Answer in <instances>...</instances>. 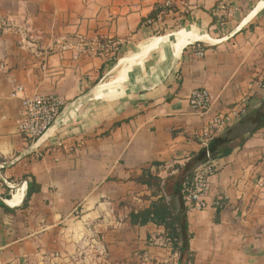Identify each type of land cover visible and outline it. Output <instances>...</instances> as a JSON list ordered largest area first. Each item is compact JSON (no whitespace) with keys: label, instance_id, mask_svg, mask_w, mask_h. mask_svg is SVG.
Listing matches in <instances>:
<instances>
[{"label":"crops","instance_id":"0c3cea01","mask_svg":"<svg viewBox=\"0 0 264 264\" xmlns=\"http://www.w3.org/2000/svg\"><path fill=\"white\" fill-rule=\"evenodd\" d=\"M253 1L0 0V264H185L165 228L131 223L162 197L191 235L188 264H264V128L212 159L209 202L222 200V210L186 201L195 170L209 162L203 131L212 118L247 101L248 116L211 142L237 145L264 105L252 84L264 70V7ZM178 27L206 38L187 43L151 88L117 102L95 97L114 72L115 44L120 55ZM196 89L211 94L206 115L190 108ZM35 96L65 102L38 142L18 131L22 99ZM147 171L161 179L159 192L136 182ZM32 179L40 190L24 205ZM23 187L10 207L6 198Z\"/></svg>","mask_w":264,"mask_h":264},{"label":"built area","instance_id":"2783aa9c","mask_svg":"<svg viewBox=\"0 0 264 264\" xmlns=\"http://www.w3.org/2000/svg\"><path fill=\"white\" fill-rule=\"evenodd\" d=\"M229 6L226 1L221 2L217 7V27H222L228 17ZM114 45L113 52L109 58L110 62L116 60L119 49ZM192 52L198 57L205 55V49L201 43L191 45ZM114 56V57H113ZM255 87L264 91V70L259 72L253 81ZM23 93V88L19 87L12 93L13 98H18ZM189 105L193 112L206 115L212 109V97L206 89L194 90L189 98ZM65 108V102L54 96H35L22 99V111L18 122V131L26 141L38 142L45 139ZM247 101L240 103L230 109L225 114L215 115L203 131L204 146L207 153L208 163L195 170L193 177L186 190V201L193 210L203 211L211 206L222 209V200H216L212 204L209 202L211 196V180L217 174V169L211 159L209 151L213 139L226 131L235 122L242 120L248 115ZM13 192L9 197L13 198ZM168 242V241H167ZM168 247L173 251L171 244ZM174 253V252H173ZM178 254L175 253L177 257Z\"/></svg>","mask_w":264,"mask_h":264},{"label":"trees","instance_id":"16d2710c","mask_svg":"<svg viewBox=\"0 0 264 264\" xmlns=\"http://www.w3.org/2000/svg\"><path fill=\"white\" fill-rule=\"evenodd\" d=\"M217 18H215L214 23H216ZM248 116V115H247ZM255 128L246 138L240 139L237 145H233L232 142L223 143L219 142L212 147L210 144V154L211 159H218L230 155L235 148L241 147L251 137L255 132L264 128V105L261 110L257 112L256 119L254 121ZM136 182L142 185H147L150 189H156L158 192L161 190L162 181L158 177H154L150 172H145L142 177L136 179ZM40 190V187L36 185L34 180L29 181V189L27 197L24 201V205L28 204L34 193H37ZM7 200L10 197L6 198ZM0 207L7 210V206L0 201ZM222 209H219V211ZM131 223L133 225L144 226L149 223H154L159 227L165 228L166 239L171 244L173 252L181 256V262L188 264L193 262V255L190 253V239L191 235L188 233V229L182 227V220L174 212L171 205L165 202V199L162 197L157 202L153 203L152 206L142 212L132 213L131 214Z\"/></svg>","mask_w":264,"mask_h":264},{"label":"bare ground","instance_id":"6f19581e","mask_svg":"<svg viewBox=\"0 0 264 264\" xmlns=\"http://www.w3.org/2000/svg\"><path fill=\"white\" fill-rule=\"evenodd\" d=\"M262 7H264V0L259 5V8ZM197 38L205 39L206 35L203 34L202 32L196 31L191 28H186L181 31H178L172 36H168V37L162 36V37L152 38L149 41L143 43L142 46L138 48L137 52L134 55H132V57L127 59H122L118 66H123V65L126 66V63H130L131 65L133 64V62L139 61L138 63H136V65L134 66L132 65L131 67V70L134 68L137 75H139L143 69L140 61H143L146 55L152 52L159 51L160 52L159 61L151 69L153 70L154 73L157 72V74H162L168 69L169 65L177 58L179 53H181L183 47H185L187 43H189L193 39H197ZM129 71H130L129 69H125L121 71V74H119L120 76L116 79L115 82L99 87L95 97L101 99V98L112 97L117 95L118 90H116L115 88H118V86H121V84L123 85L127 81ZM25 188L26 187H23L22 189L21 188L17 189V193L13 194V199L6 201L10 207H17L18 205H20V202L25 194Z\"/></svg>","mask_w":264,"mask_h":264},{"label":"rangeland","instance_id":"374dc122","mask_svg":"<svg viewBox=\"0 0 264 264\" xmlns=\"http://www.w3.org/2000/svg\"><path fill=\"white\" fill-rule=\"evenodd\" d=\"M258 2H259V0H254L253 6L254 5L256 6V4ZM180 28L181 27H178V28H176L174 30H170L168 32H163V31L157 32V33H155V37L172 36L177 31L181 30ZM217 28L221 29L222 27H217ZM222 33L218 34L217 32H214V30L210 31L211 36L215 39H218L219 38L218 36H220V38L223 37L221 35ZM142 43L143 42L136 44L135 47H132L131 49H125L124 51H122L120 53V55H117L115 57L116 60L112 62L111 66H112L114 72L108 77V79L104 85H108V84L115 82L116 79L120 76L119 74H121V71H123L125 69L130 70L128 73L127 81L123 85L121 84V86H118V88H115L116 90H118V94L113 96V97H110L111 99H114L112 101L117 102L120 99H123V98L125 99V98L132 96V95H136L139 91L151 88L154 84H157L163 78V76L165 74L164 72L162 74H157V72L154 73L153 70L151 69L159 61V58H160V52L159 51L158 52H152V53L146 55L145 58L143 59V61H140L143 69L139 75H137L134 68L131 70L132 65L133 66L136 65V63H138L139 61L133 62V64H131V65H130V63H126V66L125 65L118 66L120 63L119 61L121 59L134 55L137 52L138 48H140ZM151 71H152V73H151ZM110 98H109V100H110Z\"/></svg>","mask_w":264,"mask_h":264}]
</instances>
